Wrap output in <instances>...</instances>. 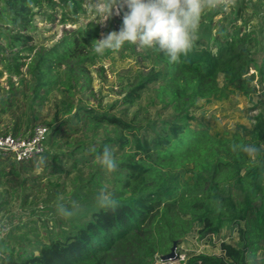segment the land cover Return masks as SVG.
<instances>
[{
    "label": "trees",
    "instance_id": "obj_1",
    "mask_svg": "<svg viewBox=\"0 0 264 264\" xmlns=\"http://www.w3.org/2000/svg\"><path fill=\"white\" fill-rule=\"evenodd\" d=\"M57 8L63 22L76 21L71 15L83 11L81 0H0V66L10 75L12 88V76L21 77L24 85V76L30 77L28 94L22 99L14 93L2 98L0 111H14L16 100L24 105L26 130L19 132L17 120L13 135L29 134L38 124L49 128L42 165L49 155L55 162L66 155L72 158L71 169L78 170L105 146L114 150L118 167L108 193L119 206L115 212L101 209L85 194L79 220L44 241L25 240L27 246L11 248L6 258L0 253V264H153L175 241L193 233L199 238L219 234L227 226L237 232V246L222 243L219 254L191 252L185 264H246L249 254L257 258L256 264H264L258 257L264 248V92L250 128L220 134L203 123L192 124L200 101L264 90V25L260 35L246 30L250 19L246 1L238 4L226 29L214 36L210 30L208 36L199 32L196 46L179 63H169L157 50L151 52L157 68L138 72L112 105L124 106L128 113L145 99L147 107L157 108V115L143 123L71 100L76 91L95 95L89 67L99 55L91 42L101 29L93 22L40 48L28 64L23 61L27 57L22 53L36 49L37 16L51 21ZM210 23L207 27L201 20L199 31L210 28ZM24 67L26 74L21 72ZM58 89L64 100L54 104L53 119L37 123L42 102ZM101 127L113 128L114 136L79 140L66 154L55 155L51 149L63 133L93 132L97 138ZM237 143L255 145L258 156L234 153L231 146ZM8 158L0 155V178L18 175L20 168L32 169L39 160L38 156L8 165ZM85 189L97 196L100 184L91 179Z\"/></svg>",
    "mask_w": 264,
    "mask_h": 264
},
{
    "label": "rangeland",
    "instance_id": "obj_2",
    "mask_svg": "<svg viewBox=\"0 0 264 264\" xmlns=\"http://www.w3.org/2000/svg\"><path fill=\"white\" fill-rule=\"evenodd\" d=\"M245 1L250 19L247 24H243L246 26L247 31H254L256 35H260L264 25V0ZM239 3H241V0H233L227 8L221 5L215 9H206L201 20L206 23L207 27L210 26V22H212V25L210 28L199 32L208 36L207 30H210L212 36H214L221 28L226 29L229 22L235 18V9ZM81 5L83 11H79L77 15H71V18L76 21L63 22L62 12L59 8L56 9L55 18L51 21L45 17L37 16L34 32L36 49L32 53H22L23 56L27 57L23 61L28 64L37 50L53 46L63 36L68 35L73 30L84 28L89 22L99 26L101 32L105 33L119 29L122 23L121 17L113 16L106 24L102 25L100 24L102 22L100 17L88 6V0H81ZM153 51L154 49H141L135 45H125L119 51H109L103 56L99 55L96 63L89 67L95 95H91L90 92L78 93L76 91L71 97L72 102L82 101L96 109L112 112L128 121L134 120L143 123L147 119L156 118L157 108L147 107L145 99L129 108L128 113L124 112V106L112 109V105L122 97L124 87L133 81L138 72L147 73L151 69L157 68V62L151 58V52ZM254 70V67L250 65L248 72L252 73ZM26 71V67L21 69L23 74H26ZM9 78L10 75L0 66V101L2 98H8L11 93H14L17 99H22L24 94H28L29 76H24L26 85L23 84L21 77L12 76L13 88L10 85ZM219 80L222 84V76ZM263 92L264 90L258 88V91L251 96H244L236 92L223 99L200 101L199 109L192 114L195 118L192 124L197 126L198 123H203L209 126L212 132L220 134L226 131L233 132L250 128L253 124L252 117L257 113V110H254L255 105L262 98ZM62 99L63 96L60 89H58L44 100L38 110L40 121L37 123L50 122L55 112L54 104H61ZM24 101H26L25 97L22 102ZM25 111L24 105H21L18 100L15 101L14 111H0V133L12 132L17 120L21 123L19 132H25L27 125ZM60 118H62V115H60ZM95 133L97 138L94 137L93 132H82L77 135L63 133L55 139L54 146L51 149L56 153L55 155L66 154L65 152L70 151L73 144L79 140H97L106 134L114 136L111 127H101ZM111 152L113 153L114 150ZM51 157L49 155L46 163L42 165L46 157L40 155L38 162L34 164L32 169L20 168L18 175L0 178V204L2 206L0 209V224L2 226L5 224L3 227L8 226L11 229L1 239L2 242L0 243V253L4 258L9 256L11 248L17 249L18 247L27 246L25 240L44 241L47 236L56 234L58 229H65L71 222L79 220L80 217L78 216L80 214L72 219L61 218L56 212V202L62 198L65 204L70 205L71 201L75 200L82 205L85 194L91 201H94L96 194H92L85 189L89 180L92 179L98 182L100 189L104 188L109 192L110 178L115 173H108L104 168L102 169L96 162V158H90L87 164L81 162L83 166L81 165L78 170H72V158L68 159L65 155L61 161L57 160L55 162ZM13 162L14 160L9 157L7 164L10 165ZM38 163L39 167H37ZM53 164H57L56 167L52 168ZM18 167L17 164L15 168ZM1 170L0 168V173ZM222 243L233 246L238 245V235L233 227H225L211 240L209 238L201 239L193 233L182 239L179 245L187 252L219 254ZM258 257L264 262V248L258 252Z\"/></svg>",
    "mask_w": 264,
    "mask_h": 264
},
{
    "label": "clouds",
    "instance_id": "obj_3",
    "mask_svg": "<svg viewBox=\"0 0 264 264\" xmlns=\"http://www.w3.org/2000/svg\"><path fill=\"white\" fill-rule=\"evenodd\" d=\"M231 2L233 0H88V6L100 17V24H106L113 16L122 20L118 30L101 32L100 37L91 42V48L103 56L109 51H119L125 45H135L163 53L169 63H179L196 46L205 10L221 5L227 8ZM231 147L234 153L243 152L251 159L259 154V149L252 144L237 143ZM96 162L108 173L118 167L117 159L107 146L96 156ZM95 203L97 207L113 212L119 206V201L104 188L99 190ZM84 210V206L75 200L70 205L62 198L56 202V212L63 219H72ZM256 260L253 255H246V264H256Z\"/></svg>",
    "mask_w": 264,
    "mask_h": 264
},
{
    "label": "built area",
    "instance_id": "obj_4",
    "mask_svg": "<svg viewBox=\"0 0 264 264\" xmlns=\"http://www.w3.org/2000/svg\"><path fill=\"white\" fill-rule=\"evenodd\" d=\"M48 134L49 128L43 124L36 125L29 134L13 135L11 133H0V155L10 157L17 163L28 162L45 153ZM3 226L0 224V240L3 239L5 233L9 230L8 226ZM215 235L211 234L201 239L209 238L211 240ZM189 253L191 252L180 248L179 245L176 248V259L163 260L161 256H156L153 264H185Z\"/></svg>",
    "mask_w": 264,
    "mask_h": 264
},
{
    "label": "water",
    "instance_id": "obj_5",
    "mask_svg": "<svg viewBox=\"0 0 264 264\" xmlns=\"http://www.w3.org/2000/svg\"><path fill=\"white\" fill-rule=\"evenodd\" d=\"M181 242V240H177L175 241L171 248H170V251L164 255H161V258L163 260H168V259H176V248L177 246L179 245V243Z\"/></svg>",
    "mask_w": 264,
    "mask_h": 264
}]
</instances>
